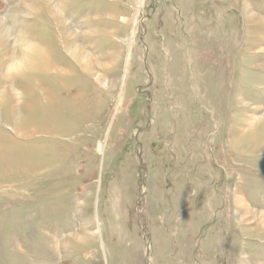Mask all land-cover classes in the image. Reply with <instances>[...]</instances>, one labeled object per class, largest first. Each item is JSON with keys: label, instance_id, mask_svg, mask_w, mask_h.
I'll return each instance as SVG.
<instances>
[{"label": "rangeland", "instance_id": "374dc122", "mask_svg": "<svg viewBox=\"0 0 264 264\" xmlns=\"http://www.w3.org/2000/svg\"><path fill=\"white\" fill-rule=\"evenodd\" d=\"M66 1L0 0V264H264V0Z\"/></svg>", "mask_w": 264, "mask_h": 264}, {"label": "bare ground", "instance_id": "6f19581e", "mask_svg": "<svg viewBox=\"0 0 264 264\" xmlns=\"http://www.w3.org/2000/svg\"><path fill=\"white\" fill-rule=\"evenodd\" d=\"M44 1H45L44 4L47 5V7L52 10V12H54V13L57 14L58 13V11H57L58 9L57 8H60V6H62L61 4H63L66 0H44ZM142 1L143 0H139L138 8H140L142 6ZM36 3L37 2H35L34 5ZM24 10L27 11L26 14L34 13L33 12L34 9L30 5H27L26 7H24ZM20 14L21 13L17 12L16 13L17 17H19ZM56 14L55 15L52 14V16H54L53 18L58 23V26L57 27H58V31H59L61 40L64 39L63 32L65 34H67V38H69V40H70V45L66 49V51L69 54V56L72 58L73 61H75L78 64L77 66H79V69L83 73H85L86 75H90V76L95 77V79L97 81H99V82L101 81L100 83L102 85H104L106 79L103 78L102 74H100L99 71L102 70L105 73H108V70H110L111 68H113L116 65H120V60H121V46H119V44H118L120 42V40H119V36H117V28L119 27L118 24H116V22L118 23L117 14L111 13V15L109 16V18H111L113 20L114 25L116 24V26H115L116 28H109V27H106L105 25L96 26V25H93L92 24L91 26L88 25L86 27V29L87 28L90 29V30H87L89 32L85 31V27H83V26L82 27L81 26H76L78 28V30L77 29H73L72 28L73 26L71 27L70 24H69V22L67 23V20H66V23L65 22L62 23V21L59 20L60 18H58L56 16ZM101 15H102V13H101ZM98 16H99V14H98ZM121 20H123V17L122 16H121ZM11 21L14 22V19H12ZM10 24H11V22H10ZM5 29H4V31H5ZM62 29L65 30V31L62 32ZM8 32L9 31L7 30L5 32V34H7ZM85 33H88V34H91V33H93V34L99 33L100 35H102V36H104L106 38L107 37H110V40L111 41H114V42H116L118 44V50H117V52H114L113 50H111V51L110 50H107L105 53L101 54L96 49H89V48H87L84 45L85 43H83V40H82V36ZM88 43H89V41H88ZM14 44L15 45H18L19 44V46H17V47H20L22 52L17 51L16 54H13V55L11 53V55H12L11 60L14 61V62L10 61L13 64L12 65L13 66V72L15 74L26 73L28 70H31L30 69L31 68V61H32V58H34V55L32 57V53L35 52V53H37L39 55H43V54L38 53L39 48H38V50H35L34 48L25 45V42L21 44L20 39H19V41L17 39ZM36 67L37 66H35V69H36ZM7 69H8V67H7ZM51 69L52 70L54 69V70H56L59 73H64V72L67 73L66 70H65L66 68L65 69H63V68H56L55 69L54 67H52ZM7 71H6V73H7ZM109 76H111V78L109 77L110 78V81L108 82L109 87H111L112 90H115V88L117 87L118 81H119V80L117 81L118 75L116 74V75H109ZM110 82H111V84H110ZM16 90L17 91H16L15 94H17L20 97L21 91H19V89H16ZM44 97H45V95H44ZM45 99H47V98L45 97ZM15 111H16V113H20V114L22 113V110L20 108H17V110H15ZM22 115H23V113L21 114V116ZM15 119H16V117H15ZM31 131L30 130H27V129L26 130H22L21 129V132H22L23 136H27L28 134H30Z\"/></svg>", "mask_w": 264, "mask_h": 264}]
</instances>
